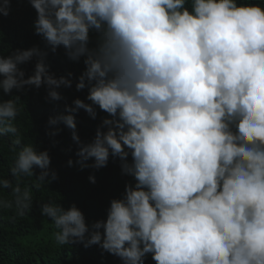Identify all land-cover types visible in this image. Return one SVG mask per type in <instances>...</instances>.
I'll return each mask as SVG.
<instances>
[{"label":"clouds","instance_id":"9594fccd","mask_svg":"<svg viewBox=\"0 0 264 264\" xmlns=\"http://www.w3.org/2000/svg\"><path fill=\"white\" fill-rule=\"evenodd\" d=\"M29 4L43 47L0 53V139L15 153L0 210L27 216L33 189L59 179L50 151L21 135L19 94L43 88L58 105L75 86L86 97L49 117L48 138L70 131L77 159L67 166L93 170L91 183L110 160L131 180L92 222L75 203L37 202L57 245L97 246L122 264H264V0ZM11 8L0 0V16ZM61 49L82 62L79 77L51 71ZM80 110L107 114L90 142Z\"/></svg>","mask_w":264,"mask_h":264},{"label":"trees","instance_id":"16d2710c","mask_svg":"<svg viewBox=\"0 0 264 264\" xmlns=\"http://www.w3.org/2000/svg\"><path fill=\"white\" fill-rule=\"evenodd\" d=\"M35 19L36 12L30 6L29 0H12L10 14L6 17L0 16V53L9 54L15 49H29L34 46L42 48L41 38L33 33ZM48 62L51 71L57 76L71 72L74 77H79L84 70L82 62L77 64L69 61L63 49L55 55L50 54ZM33 67L34 62L24 66L29 75ZM62 91L66 101H61L58 105L46 101V91L43 88L38 91L33 89L26 95L19 94L24 103V113L17 121L21 135L25 142L31 140L40 145L42 150L50 151L52 168L57 170L59 179L49 185V189H33V211L27 216L18 217L14 210H0V264H122L119 258L102 252L97 246L85 248L83 245H57L55 226L40 213L37 202H47L51 198L66 208L72 203L77 204L89 222L104 219L110 200L120 198L125 184L131 180L130 177L121 175L118 160H110L106 168L95 171V184L88 179L93 170L81 171L79 165L67 166L70 158L77 159L76 145L71 140L70 131L64 128L61 135L55 138L58 143L53 145L46 134L47 121L49 117L59 114L65 103L71 105L78 97L84 99L87 91L77 92L75 86ZM106 115L99 112L97 119L92 120L84 110H80L77 120L81 140L90 142L95 136L96 127ZM14 157L15 153L9 151L5 141L0 139V176L7 174ZM146 264H155L151 256Z\"/></svg>","mask_w":264,"mask_h":264}]
</instances>
